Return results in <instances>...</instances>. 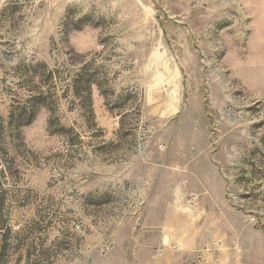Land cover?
Returning <instances> with one entry per match:
<instances>
[{
  "label": "rangeland",
  "instance_id": "1",
  "mask_svg": "<svg viewBox=\"0 0 264 264\" xmlns=\"http://www.w3.org/2000/svg\"><path fill=\"white\" fill-rule=\"evenodd\" d=\"M0 264H264V0H0Z\"/></svg>",
  "mask_w": 264,
  "mask_h": 264
},
{
  "label": "trees",
  "instance_id": "2",
  "mask_svg": "<svg viewBox=\"0 0 264 264\" xmlns=\"http://www.w3.org/2000/svg\"><path fill=\"white\" fill-rule=\"evenodd\" d=\"M24 67V73H31V76L26 77V81L24 82L26 85L32 82V79L36 75V71L38 69H42L45 72L43 75L42 83L46 85L45 90L34 91L30 89L29 97L24 102L23 105H19L14 108V111L10 115V119L12 122H18L19 125H27L30 124L37 113V109L40 107L48 108L49 106H54L56 104V95L54 93L53 79H55L59 72L58 71H48L47 66L44 63H38L33 66L30 65H18L15 69H20ZM89 69L83 67L79 69V72L74 75L71 83L66 86L63 95L68 96L69 93L79 99V104L82 107H87L91 116L92 114V101H91V86L94 84L92 81V75L89 73ZM53 109V108H52Z\"/></svg>",
  "mask_w": 264,
  "mask_h": 264
},
{
  "label": "crops",
  "instance_id": "3",
  "mask_svg": "<svg viewBox=\"0 0 264 264\" xmlns=\"http://www.w3.org/2000/svg\"><path fill=\"white\" fill-rule=\"evenodd\" d=\"M163 233V232H162ZM164 238H165V236L164 235H162V238H160L162 241L164 240Z\"/></svg>",
  "mask_w": 264,
  "mask_h": 264
},
{
  "label": "built area",
  "instance_id": "4",
  "mask_svg": "<svg viewBox=\"0 0 264 264\" xmlns=\"http://www.w3.org/2000/svg\"><path fill=\"white\" fill-rule=\"evenodd\" d=\"M252 220H254V219H252Z\"/></svg>",
  "mask_w": 264,
  "mask_h": 264
}]
</instances>
